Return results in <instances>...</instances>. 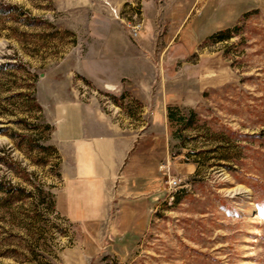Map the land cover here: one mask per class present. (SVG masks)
Returning <instances> with one entry per match:
<instances>
[{
	"label": "rangeland",
	"instance_id": "374dc122",
	"mask_svg": "<svg viewBox=\"0 0 264 264\" xmlns=\"http://www.w3.org/2000/svg\"><path fill=\"white\" fill-rule=\"evenodd\" d=\"M144 1L0 0V264H264V0ZM73 102L144 150L66 157Z\"/></svg>",
	"mask_w": 264,
	"mask_h": 264
},
{
	"label": "crops",
	"instance_id": "0c3cea01",
	"mask_svg": "<svg viewBox=\"0 0 264 264\" xmlns=\"http://www.w3.org/2000/svg\"><path fill=\"white\" fill-rule=\"evenodd\" d=\"M167 5L172 8L177 9L176 14V22L182 24L183 14L185 8L190 5V0H167ZM148 11H146V8ZM143 15L147 18H150L155 13V8L159 10L158 0H146L143 3ZM184 23V22H183ZM218 29V28H217ZM183 30V27L181 31ZM148 41L145 39V36L142 37L141 42ZM126 48H131L128 43H126ZM127 50V49H126ZM115 60L120 62L122 59H127L129 61H133L132 58L127 55V53L116 56L113 54ZM136 62V59L133 61ZM81 71L82 66H81ZM87 77L94 80L92 75L86 72H83ZM129 76L128 74H123L118 80H110V82H104L105 86L111 87V89L117 88L120 85V80L123 77ZM95 81V80H94ZM96 82V81H95ZM104 84H102L104 86ZM67 109L62 110L61 115L58 117L57 123H55V135L58 138V143H60V149H63L64 155L68 157V155H73L72 148L70 146L75 147V151L85 156V161H88L93 158H89L94 150L104 151L105 156L115 155V166H116V175L120 172L121 162L126 160L127 154L130 149L134 147V142H128L127 135L122 134L119 136L118 134H114L113 137H109L100 133L99 135H95L94 138L91 133H89V126L87 123V119L83 117V110L81 105H77L75 102L73 104H69ZM148 143L147 139L145 141H138L135 145L136 149L144 150L145 144ZM73 147V148H74ZM74 150V149H73ZM114 161V160H113ZM113 162L109 159L108 165H112ZM110 169V168H109ZM145 174H147L145 172Z\"/></svg>",
	"mask_w": 264,
	"mask_h": 264
},
{
	"label": "trees",
	"instance_id": "16d2710c",
	"mask_svg": "<svg viewBox=\"0 0 264 264\" xmlns=\"http://www.w3.org/2000/svg\"><path fill=\"white\" fill-rule=\"evenodd\" d=\"M246 16V14H244L242 16L241 19L237 20L238 22L232 26L223 28V29H218L216 31H214L208 38L209 41L211 42H223V41H227L230 38H232L234 35L240 34V31L242 29V25H243V19ZM245 22V21H244ZM174 113L172 111V109L170 108V111L168 112V116L171 118H175L174 117ZM181 121H184V117L180 118Z\"/></svg>",
	"mask_w": 264,
	"mask_h": 264
},
{
	"label": "built area",
	"instance_id": "2783aa9c",
	"mask_svg": "<svg viewBox=\"0 0 264 264\" xmlns=\"http://www.w3.org/2000/svg\"><path fill=\"white\" fill-rule=\"evenodd\" d=\"M137 30H138V27L134 26L133 27V32H134L133 34L134 35L137 34ZM178 184H179V181L175 178H170L168 181L169 188L176 187Z\"/></svg>",
	"mask_w": 264,
	"mask_h": 264
}]
</instances>
